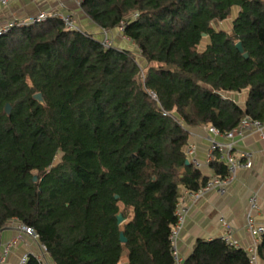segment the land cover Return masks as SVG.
Here are the masks:
<instances>
[{
  "label": "trees",
  "instance_id": "16d2710c",
  "mask_svg": "<svg viewBox=\"0 0 264 264\" xmlns=\"http://www.w3.org/2000/svg\"><path fill=\"white\" fill-rule=\"evenodd\" d=\"M233 7L230 30L215 28ZM80 8L101 29L121 25L146 71L141 78L131 50L104 48L53 15L0 35V231L11 220L31 227L54 264H119L124 251L128 264H175L169 234L180 190L207 179L185 163L188 127L231 129L244 115H264V0H83ZM241 92L243 105L226 96ZM209 166L226 173L218 157ZM257 253L264 264V233ZM25 264L40 263L28 254ZM182 264L248 258L220 238H197Z\"/></svg>",
  "mask_w": 264,
  "mask_h": 264
},
{
  "label": "crops",
  "instance_id": "0c3cea01",
  "mask_svg": "<svg viewBox=\"0 0 264 264\" xmlns=\"http://www.w3.org/2000/svg\"><path fill=\"white\" fill-rule=\"evenodd\" d=\"M68 12L76 22L87 32L94 35H101V28L95 25L71 0H0V25L14 19L28 21L35 17L39 12ZM113 43L121 48H128L133 43L126 42L120 38L118 29L109 30ZM232 97L238 104L243 105L246 93L226 94ZM188 143H194V157L204 163L207 149L209 146L208 133L205 125L188 127ZM186 145L183 149H185ZM242 151H249L252 154L253 165L249 169H240L236 172L234 179L226 186L224 192L210 190L199 200L190 202L186 199L188 211L177 239V251L182 261L191 252L194 241L197 238L211 239L220 238L222 227L219 217L222 216L229 223L233 230V236L241 243L246 245L250 242V237L244 228L245 213L248 210V196L256 193V203L258 206L255 219H264V142L255 132H248L240 140L235 149V154ZM200 171L209 176L214 173L212 168L204 166ZM183 188H181L182 190ZM16 220L9 221L0 231V254L3 245L14 238L16 230ZM24 254H40L39 241L32 236L21 233L20 239L16 241L10 249L4 263L18 264L19 259ZM261 261V259H260ZM40 264H54L47 252L42 253L39 259ZM119 264H128L126 251L122 253ZM262 264V261H261Z\"/></svg>",
  "mask_w": 264,
  "mask_h": 264
},
{
  "label": "built area",
  "instance_id": "2783aa9c",
  "mask_svg": "<svg viewBox=\"0 0 264 264\" xmlns=\"http://www.w3.org/2000/svg\"><path fill=\"white\" fill-rule=\"evenodd\" d=\"M6 2V0H1ZM77 6H80L83 0H71ZM48 15H53L61 19L64 24V27L68 30H78L79 26L73 16L68 12H39L35 17L31 18L28 21H19V20H10L4 25H0V35L7 32L15 23L25 24L34 21L44 20ZM136 16V14H134ZM120 32V38L126 42L133 43L132 40L122 33V26L117 27ZM100 43L104 48L112 46L113 40L109 30L101 29ZM151 97L156 100L154 93H150ZM164 114H169L164 112ZM206 131L208 133L209 146L207 149V155L204 163H201L198 159L194 157L195 154V145L194 143L186 144L184 153L188 162H191L192 165L198 169H201L204 166L210 167L209 163L216 159L217 157L226 167V173L218 175L213 173L207 176V179L203 185H201L197 190L191 191L183 188L180 190V194L176 203L174 214L176 216V221L172 226L171 232L169 234V240L171 244V252L174 258L175 264H182V259L177 251V239L179 233L182 229L187 211L188 205L185 202L186 199L190 202L199 200L205 193L210 190H216L218 192H224L226 186L234 179L236 172L240 169H249L253 165L252 154L249 151H242L238 155L235 154V149L237 143L242 140L248 132H255L264 142V115L261 119L253 118L250 115H244L237 125L231 129L221 130L217 126L212 124L205 125ZM218 154V156H217ZM264 184V182H263ZM248 210L245 213L244 228L250 237V242L246 245H241V243L233 236L234 230L232 226L226 222V220L220 216L219 223L222 227V234L220 239L231 246L242 247L247 255L248 264H261L260 258L257 253V247L261 238V235L264 233V219L257 221L255 219V213H257L258 206L256 203V193H251L248 196ZM254 213V214H253ZM16 230L18 234L8 240L2 248L0 254V263H4L6 257L16 243L20 239L21 233H26L33 238L37 239V234L33 229L27 225L22 224L21 222L16 221ZM38 240V239H37ZM40 254L34 255L38 260L42 256V253L47 252L44 244L40 243ZM28 259V254H24L20 257L18 264H25Z\"/></svg>",
  "mask_w": 264,
  "mask_h": 264
},
{
  "label": "rangeland",
  "instance_id": "374dc122",
  "mask_svg": "<svg viewBox=\"0 0 264 264\" xmlns=\"http://www.w3.org/2000/svg\"><path fill=\"white\" fill-rule=\"evenodd\" d=\"M238 8L237 7H233L231 9L230 14L228 15V17L220 22H214L213 26L215 28H221L224 29L226 31L230 30L231 28V23L232 20L235 18L236 14H237ZM97 37L99 35H96ZM208 42V38L206 36H204L201 40V44L200 47L202 48L206 43ZM129 50H131V52L133 53V56L135 57L137 63L139 64V67L141 68V73H140V77L142 78V75L145 73L147 66H145V61L144 59L140 56L139 54V50L137 49L136 45H129L127 46ZM61 157V153H58L53 161V164H56Z\"/></svg>",
  "mask_w": 264,
  "mask_h": 264
},
{
  "label": "water",
  "instance_id": "95a60500",
  "mask_svg": "<svg viewBox=\"0 0 264 264\" xmlns=\"http://www.w3.org/2000/svg\"><path fill=\"white\" fill-rule=\"evenodd\" d=\"M202 36L204 37V36H205V33H202ZM235 47L238 49L239 52L242 53V55H243L245 58H247V53L244 52L243 47H242L240 41H237V42L235 43ZM33 98L36 99V100H37L38 102H40V103L43 102L42 95H41V93H39V92L33 94ZM4 112L7 113V114H9V112H10V106H9L8 103H6L5 106H4ZM185 163H188V160H186ZM34 179H35V177H34ZM114 197L117 198V195L115 194ZM115 217H116V222H117V224H121V223L123 222V220H124L123 217H122V215H121V213H117ZM119 240H120L121 242H123V243L126 242V237L124 236V234H123L122 231L119 232Z\"/></svg>",
  "mask_w": 264,
  "mask_h": 264
}]
</instances>
